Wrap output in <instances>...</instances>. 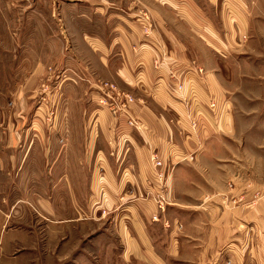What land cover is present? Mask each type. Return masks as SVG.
I'll use <instances>...</instances> for the list:
<instances>
[{"label":"crops","instance_id":"crops-1","mask_svg":"<svg viewBox=\"0 0 264 264\" xmlns=\"http://www.w3.org/2000/svg\"><path fill=\"white\" fill-rule=\"evenodd\" d=\"M158 1L168 14L171 7L181 14L175 0ZM205 1L215 11L223 3L237 13L244 7L241 0ZM132 10L126 0H65L61 9L106 79L147 102L132 105L139 126H130L127 116L98 103L97 84L88 87L95 104L82 123V144L83 157L95 161L90 207L119 208L114 224L124 264H264V185L246 168L251 157L264 161V99L248 97L247 108L238 107L248 84L264 80L256 72L263 63L232 53L230 32L224 37L208 26V36L197 34L215 53L206 66L187 55L165 20L145 36ZM8 139L10 145L14 138ZM152 153L167 176L162 212L147 194L157 186ZM190 155L194 161L187 162Z\"/></svg>","mask_w":264,"mask_h":264},{"label":"rangeland","instance_id":"rangeland-1","mask_svg":"<svg viewBox=\"0 0 264 264\" xmlns=\"http://www.w3.org/2000/svg\"><path fill=\"white\" fill-rule=\"evenodd\" d=\"M64 1L0 0V264H124L114 224L119 208L90 207L96 170L95 161L83 157L82 123L95 104L88 89L93 84L98 87L94 90L98 103L113 116H127L130 126L131 119L134 127L139 125L130 112L131 119L121 111L122 105L130 111L132 105L147 102L106 79L70 29L61 11ZM241 1L244 7L237 13L224 3L215 11L205 0H175L181 9L178 16L173 7L169 14L161 9L164 4L158 0L149 6L145 0L126 4L134 8L131 12L145 36L156 31L158 20H165L187 55L206 66L215 53L204 46L198 32L208 36V26H213L228 37L229 31L237 43L232 53H249L261 60L256 72L262 75L264 0ZM258 87H264V80L257 86L248 84L239 109L247 108L248 97L264 99ZM104 92L114 98L113 105L101 104ZM9 137L14 138L10 145ZM24 140L27 143L22 144ZM251 159L253 165L246 168L264 185V161ZM186 161H194L193 156ZM165 205L159 211H165Z\"/></svg>","mask_w":264,"mask_h":264},{"label":"built area","instance_id":"built-area-1","mask_svg":"<svg viewBox=\"0 0 264 264\" xmlns=\"http://www.w3.org/2000/svg\"><path fill=\"white\" fill-rule=\"evenodd\" d=\"M159 66V62L158 61H154V67L157 68ZM182 87V84L179 83L178 84V88H181ZM102 90V89H100ZM104 101L100 100L101 104H109L110 106L113 105L114 103L111 102L110 99H114V98H110L109 95H108V92H104ZM118 96V95H117ZM131 100V98H130ZM214 104L211 103L210 104V107H213ZM123 108H121V111L124 112L125 114H127L129 116V118L131 119V115L129 114V110L127 108V106L125 105H122ZM129 119V120H130ZM132 121V123H131ZM130 121V124H132V126H134V120L131 119ZM190 125L192 127L193 130H195L196 128V121L194 118L190 119ZM150 163L152 165V168L154 169V173H155V176H156V179H157V186L153 188L151 187L150 190H148L147 192L148 193H151V198L153 199L156 207L158 210L160 209H164L165 208V204L168 205V202H167V199L165 197V191H166V179H167V176H166V173L163 169V161L161 160V158L159 157V155L157 153H152L150 155ZM153 220H157L158 217L157 215H154L152 217Z\"/></svg>","mask_w":264,"mask_h":264}]
</instances>
